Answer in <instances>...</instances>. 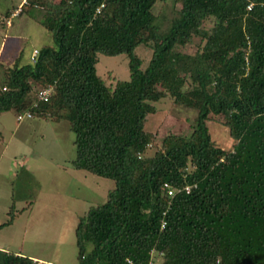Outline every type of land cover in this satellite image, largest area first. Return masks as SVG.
<instances>
[{"label":"trees","instance_id":"1","mask_svg":"<svg viewBox=\"0 0 264 264\" xmlns=\"http://www.w3.org/2000/svg\"><path fill=\"white\" fill-rule=\"evenodd\" d=\"M158 1L26 0L19 15L53 43L36 61L0 63V113L68 120L74 166L115 181L79 217L78 264H264V0H173L167 31ZM196 38V51L181 49ZM141 46L152 50L146 68ZM123 53L130 79L97 72L101 54ZM167 97L197 109V127L147 155L156 133L146 121ZM210 121L228 128L231 148L213 139ZM0 264L39 262L0 250Z\"/></svg>","mask_w":264,"mask_h":264},{"label":"rangeland","instance_id":"2","mask_svg":"<svg viewBox=\"0 0 264 264\" xmlns=\"http://www.w3.org/2000/svg\"><path fill=\"white\" fill-rule=\"evenodd\" d=\"M23 2L0 0V13L15 11ZM153 12L161 31H167L176 15L174 1L159 0ZM10 16L11 25L0 22V48L6 52L12 46L2 64L13 65L19 57L21 63L30 62L34 49L53 43L51 31L28 15ZM197 42L196 38L181 49L194 52ZM136 52L146 68L152 50L141 46ZM4 70L0 65V89L5 85ZM110 71L117 79H130L128 55L101 54L97 72L108 78ZM155 105L157 112L149 115L146 128L156 133V140L147 155L155 153L166 135L190 136L197 127V109L176 104L171 97ZM209 126L219 145L232 147L227 127L215 121ZM70 127L66 119L57 122L34 116L19 120L15 109L0 113V249L23 250L28 256L41 258L40 264L79 263V217L104 202L115 181L74 166L76 134ZM160 262L159 258L156 263Z\"/></svg>","mask_w":264,"mask_h":264},{"label":"built area","instance_id":"3","mask_svg":"<svg viewBox=\"0 0 264 264\" xmlns=\"http://www.w3.org/2000/svg\"><path fill=\"white\" fill-rule=\"evenodd\" d=\"M24 2H26V0H24ZM24 2H23V3H24ZM23 3H22V4H23ZM22 4H21V5H22ZM102 6H103V5H102ZM253 6H254V3H253V2H250V3L248 4L247 8H248L249 10H251V9L253 8ZM20 11H21V6H20L19 8H17L15 11H13L11 15H12V16H15V15L19 14ZM0 20L5 21V23L8 22L10 25L12 24V23H11V16H10V17H6V16H2V15H0ZM38 54H39V49H34L32 55H31V60H32V61H36V58L38 57ZM52 91H53V87H52V86H49L48 88L41 90V91L39 92V98H41V99H43V100H45V101L48 100L49 97H50V95L52 94ZM25 117L31 118V117H33V115H32V113L29 112V111H27V112H25V113H23V114H19V115H18V119H19V120H22V119L25 118ZM164 185H165L164 187L167 188L168 193H169L170 195H174V194H175V189H174L173 187H171V185H170L169 183H165ZM187 189H189V187H187ZM129 262H130V264H143V263H136V262H134V261H132V260H130ZM149 264H154V262H150Z\"/></svg>","mask_w":264,"mask_h":264},{"label":"crops","instance_id":"4","mask_svg":"<svg viewBox=\"0 0 264 264\" xmlns=\"http://www.w3.org/2000/svg\"><path fill=\"white\" fill-rule=\"evenodd\" d=\"M6 42V41H5ZM14 43V42H13ZM3 44H5L4 42L2 43V45ZM7 44V43H6ZM15 44V43H14ZM15 46V45H14ZM12 47V46H11ZM11 47L10 48H8V51L10 52L11 51ZM4 48V47H3ZM3 48H0V63L3 61L2 59H3V56L4 55H8L7 53H8V51H6L5 52V50L3 49ZM31 61V60H30ZM5 64V63H4ZM1 251H7V250H2V249H0ZM15 253H17V254H22V255H26L25 253H24V251L23 250H20V251H18V252H15ZM30 257H32L34 260H36V261H38L39 262V264L41 263V258H39V257H37V256H32V255H30Z\"/></svg>","mask_w":264,"mask_h":264}]
</instances>
